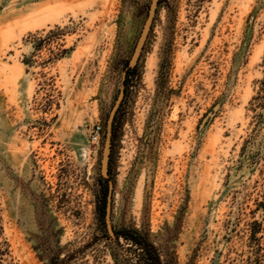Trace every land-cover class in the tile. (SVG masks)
<instances>
[{
  "label": "rangeland",
  "instance_id": "obj_1",
  "mask_svg": "<svg viewBox=\"0 0 264 264\" xmlns=\"http://www.w3.org/2000/svg\"><path fill=\"white\" fill-rule=\"evenodd\" d=\"M151 1L0 0V264H114L110 184L175 264H247L254 221L264 247V0H160L101 173Z\"/></svg>",
  "mask_w": 264,
  "mask_h": 264
},
{
  "label": "trees",
  "instance_id": "obj_2",
  "mask_svg": "<svg viewBox=\"0 0 264 264\" xmlns=\"http://www.w3.org/2000/svg\"><path fill=\"white\" fill-rule=\"evenodd\" d=\"M159 4L160 0L158 6ZM57 30L59 31V28H57ZM139 61L140 58L135 67L129 68L128 65V68L125 70V95L113 122L112 142L115 136L118 114L127 96L128 89L130 86V78L135 76L136 68L138 66ZM261 86L262 87L258 92L257 96L253 98L252 103L253 111L255 112V130H259L264 124V79L261 81ZM102 135H104L103 128ZM249 144H251V141L246 142V145H244V147L242 148L241 157L243 160L247 155V149ZM100 181L103 184L104 182H106V179L101 177ZM108 193L109 188H106L103 193L104 204L101 208V211L104 214L105 223V231L103 233V238L105 243L108 245L114 264H175L174 255L157 246L156 243L153 241L150 232L148 231L127 226L116 227L112 222L114 236L109 235L105 222V211ZM251 228L252 230L250 236V243L252 253L251 257L248 259L247 264H264V247L262 246V243L259 238H257L258 234L262 230V225L257 221H254L251 225ZM63 262L64 259H61L58 254H53L48 263L62 264Z\"/></svg>",
  "mask_w": 264,
  "mask_h": 264
},
{
  "label": "water",
  "instance_id": "obj_3",
  "mask_svg": "<svg viewBox=\"0 0 264 264\" xmlns=\"http://www.w3.org/2000/svg\"><path fill=\"white\" fill-rule=\"evenodd\" d=\"M159 0H152L151 5L149 8L148 16L145 21L143 30L141 32V35L138 39L137 45L135 47L134 53L131 57V60L129 62V68H133L136 66L143 48L145 46V43L147 41V38L149 36V32L151 30L156 11L158 8ZM125 76L126 72L123 74V79L121 83V89L118 95V98L109 114L107 124H106V135L104 140V146H103V152H102V160H101V173L103 176L108 177L109 175V165H110V155L112 151V134H113V122L116 116V113L124 99L125 95ZM105 222L106 227L109 235L114 236V229L112 224V185L110 184L109 187V193L107 197V203H106V211H105Z\"/></svg>",
  "mask_w": 264,
  "mask_h": 264
},
{
  "label": "built area",
  "instance_id": "obj_4",
  "mask_svg": "<svg viewBox=\"0 0 264 264\" xmlns=\"http://www.w3.org/2000/svg\"><path fill=\"white\" fill-rule=\"evenodd\" d=\"M102 138V127L97 125L92 134V141L98 143Z\"/></svg>",
  "mask_w": 264,
  "mask_h": 264
}]
</instances>
